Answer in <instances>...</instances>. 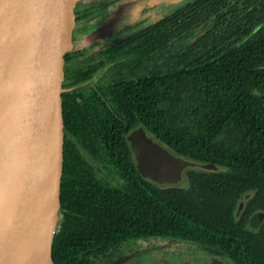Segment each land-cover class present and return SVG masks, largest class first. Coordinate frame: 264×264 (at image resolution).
Here are the masks:
<instances>
[{"label": "trees", "instance_id": "obj_1", "mask_svg": "<svg viewBox=\"0 0 264 264\" xmlns=\"http://www.w3.org/2000/svg\"><path fill=\"white\" fill-rule=\"evenodd\" d=\"M134 36L140 40L118 56L119 74L136 63L147 70L138 79L118 75L125 129L116 192L84 197L62 178L54 261L98 264L123 243L163 236L232 264H264V221L249 223L264 211V0H187ZM137 122L178 152L228 170L189 169L187 186L157 185L123 141ZM252 189L236 218L238 200Z\"/></svg>", "mask_w": 264, "mask_h": 264}, {"label": "water", "instance_id": "obj_2", "mask_svg": "<svg viewBox=\"0 0 264 264\" xmlns=\"http://www.w3.org/2000/svg\"><path fill=\"white\" fill-rule=\"evenodd\" d=\"M82 0H0V264H57L64 159L66 55ZM156 0L143 8L153 9ZM127 142L138 171L159 186H187L189 169L228 167L178 152L144 126ZM255 190L235 210L240 218ZM264 211L251 216L254 228ZM216 264H231L212 254Z\"/></svg>", "mask_w": 264, "mask_h": 264}, {"label": "flooded vegetation", "instance_id": "obj_3", "mask_svg": "<svg viewBox=\"0 0 264 264\" xmlns=\"http://www.w3.org/2000/svg\"><path fill=\"white\" fill-rule=\"evenodd\" d=\"M150 1L141 0L135 9L131 4L134 0H82L77 8L75 47L66 55L63 91L62 178L70 193L78 191L85 197L95 192L101 197L116 192L119 130L125 129L118 122V75L121 81L138 79L147 70L146 65L134 61L135 69L126 67L119 74L118 56L140 40L134 36L140 29H147L181 5L165 13V0H156L151 10L143 8ZM136 126L144 125L137 122ZM129 130L123 137L125 142ZM130 243L136 241H129L128 246ZM122 247L113 248L109 255ZM212 254L197 247L185 255L195 256L200 264H216L210 258Z\"/></svg>", "mask_w": 264, "mask_h": 264}, {"label": "rangeland", "instance_id": "obj_4", "mask_svg": "<svg viewBox=\"0 0 264 264\" xmlns=\"http://www.w3.org/2000/svg\"><path fill=\"white\" fill-rule=\"evenodd\" d=\"M140 1L134 0V3H131L132 8L136 9V4ZM183 1L165 0V13L174 6L183 4ZM86 25L91 27L93 24ZM134 240L136 243H130L131 247L128 246V242L123 243L120 245L123 246L122 248L117 249L111 255L100 258L98 264H200V259L185 255L189 251H196L198 246L194 242H182L179 239L163 236Z\"/></svg>", "mask_w": 264, "mask_h": 264}]
</instances>
